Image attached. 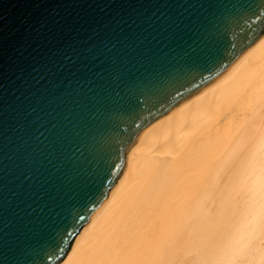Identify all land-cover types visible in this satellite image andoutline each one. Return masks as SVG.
Instances as JSON below:
<instances>
[{
  "label": "water",
  "instance_id": "obj_1",
  "mask_svg": "<svg viewBox=\"0 0 264 264\" xmlns=\"http://www.w3.org/2000/svg\"><path fill=\"white\" fill-rule=\"evenodd\" d=\"M264 37V0H0V264H58L139 139Z\"/></svg>",
  "mask_w": 264,
  "mask_h": 264
},
{
  "label": "bare ground",
  "instance_id": "obj_2",
  "mask_svg": "<svg viewBox=\"0 0 264 264\" xmlns=\"http://www.w3.org/2000/svg\"><path fill=\"white\" fill-rule=\"evenodd\" d=\"M58 264H264V37L139 139Z\"/></svg>",
  "mask_w": 264,
  "mask_h": 264
}]
</instances>
